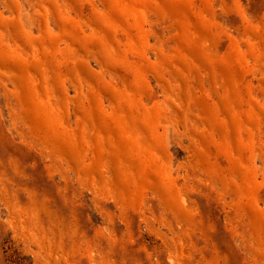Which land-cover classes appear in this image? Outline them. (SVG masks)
I'll list each match as a JSON object with an SVG mask.
<instances>
[{"label": "rangeland", "instance_id": "obj_1", "mask_svg": "<svg viewBox=\"0 0 264 264\" xmlns=\"http://www.w3.org/2000/svg\"><path fill=\"white\" fill-rule=\"evenodd\" d=\"M0 264H264V0H0Z\"/></svg>", "mask_w": 264, "mask_h": 264}]
</instances>
